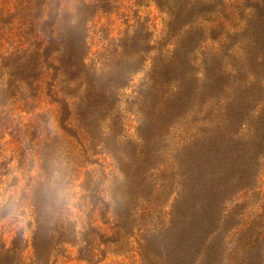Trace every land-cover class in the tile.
Masks as SVG:
<instances>
[{
    "label": "trees",
    "instance_id": "obj_1",
    "mask_svg": "<svg viewBox=\"0 0 264 264\" xmlns=\"http://www.w3.org/2000/svg\"><path fill=\"white\" fill-rule=\"evenodd\" d=\"M18 1L4 19L0 0V39L18 28L0 55V137L17 146L0 152V224L16 227L0 264L70 248L82 264H208L264 166V0H150L159 40L136 24L88 61V5Z\"/></svg>",
    "mask_w": 264,
    "mask_h": 264
},
{
    "label": "rangeland",
    "instance_id": "obj_2",
    "mask_svg": "<svg viewBox=\"0 0 264 264\" xmlns=\"http://www.w3.org/2000/svg\"><path fill=\"white\" fill-rule=\"evenodd\" d=\"M18 0H3L1 3L4 19L15 10ZM60 4L63 13H75L76 7L88 5L84 12L91 13V22L88 28V46L90 54L87 61L99 54L107 45L108 40L117 38L126 29H132L136 24L146 29L155 40H159L166 29L167 16L160 12L150 0H54ZM39 12L36 13V16ZM17 20L14 24H17ZM28 23V22H27ZM34 19L30 28L34 27ZM17 27L10 29L0 39V55L9 51L17 44ZM15 32V33H14ZM11 35V36H9ZM9 36L7 41H3ZM13 41V44L11 42ZM11 42V43H10ZM148 69V64L144 70ZM144 72L138 73L132 81V91L142 79ZM131 89L124 93L117 111L125 113L124 101L129 99ZM41 112H54V107L42 104ZM14 117V116H13ZM28 119V118H25ZM24 119V120H25ZM127 124L134 125L132 120ZM17 146L12 142L9 134L0 137V152L6 159L14 158ZM10 166H14V163ZM1 191V189H0ZM226 219L215 237L208 241V248L203 255L204 263L210 264H264V166L258 168L255 181L250 188L232 196L225 208ZM16 227L7 222L0 224V237L5 245L11 241ZM25 238L29 240L28 234ZM29 249L24 251V257H29ZM110 260L124 262L121 257L108 256ZM56 264H82L75 260V250L70 248L68 253L59 258Z\"/></svg>",
    "mask_w": 264,
    "mask_h": 264
}]
</instances>
